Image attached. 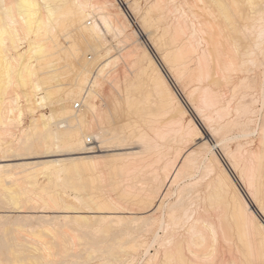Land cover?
I'll use <instances>...</instances> for the list:
<instances>
[{
  "label": "bare ground",
  "instance_id": "6f19581e",
  "mask_svg": "<svg viewBox=\"0 0 264 264\" xmlns=\"http://www.w3.org/2000/svg\"><path fill=\"white\" fill-rule=\"evenodd\" d=\"M132 1H134V0H132ZM174 1H176V0H153L151 5H148L149 7H146V10L144 11V13H142L143 18L140 21L142 29L146 27V23L148 24V21L146 22V20H147V18H149V15L152 16V14L155 15V18H156L155 21L158 23V24L155 23V26L156 25L157 26L158 25H164L162 32L160 31L161 34L158 33V30H157L158 34L155 35L156 29H157L156 27H155L156 28L155 31H151L148 33V35H149L148 39L151 40L152 47L154 48V51L157 55V57L155 58L150 53V51H148V49H146L139 42L138 39H136V40L132 39L133 36H137V32L135 30H133L130 34H128L127 29L130 28L129 20H128L127 16L125 15V13L120 9L119 5H116L114 3L115 0H0V2L3 6V10L5 12L4 13L5 14L4 20L0 24V41H6V43H2V46H0V70L4 73V75L8 76V77L6 76V78H8V80L11 84L13 83L12 85L14 87H16V90H17V91H15V93L12 96L9 95L10 96L9 98L5 96V98L9 99V101H8V99H6V102L4 100L3 101L1 100V102H3V103L5 102L4 103L5 106L6 105L8 106V104H6V103L9 102L8 108L11 106L9 108L10 112L9 113L7 112L9 109L6 111V114L8 113L9 116L6 117L5 119L6 120L8 119L9 122H10V120L11 121L15 120L13 123H14V125H16V124L17 125L12 126V124H13L12 122L9 123L6 120H4L2 117L1 121L4 120L5 122H7V125L9 123V126H8L9 128L7 126L6 127L4 126L6 124L4 121L1 122V123H3L2 124L3 126L0 125V129L3 132L0 130V132L2 134V135L0 134V151H1L0 153H7V151L10 148H11L10 151L12 149H15L13 152H16L18 154L15 155L16 159H13V160L16 161V160H22L25 158L28 159L29 156L25 157V158L22 157V156H25L23 152L25 151L27 153V151L33 147L36 150H38V154L35 155L36 157H34L33 156L34 154H32V156L34 158L48 157L49 154L48 155H46V153L39 154L40 153L39 150H43L44 152L45 151L49 152V150L52 147L51 146L52 143L56 144L55 145L56 147H58L59 145L61 146V147H58L57 149L62 148V145H64L63 146V149L65 148L64 150H71L72 151L71 155H73L74 153H75L74 155H77V154H83V153L88 154L89 152H91L92 149L95 148V147H91V145L94 143H96V145H97L96 147H98V149L101 148V146L103 147V145L105 146V144H107L109 141H112V142L116 141V143H118V142L124 143V142H128V141H132V142L147 141L151 145L152 144L151 140L156 139L161 144L162 143L166 144V143H168V141H170V136L176 137V135H179L178 139L180 141V140H183L185 137H188L187 134H189V133H191V134L194 133L195 135H199L200 129L197 126V124L194 122V120L188 116L187 107L182 102V100L179 98L177 91L175 90V86H176V88L178 87L179 91L183 92L188 99H190L192 97H195L197 99V101H195V102H198V106L193 104L192 99L190 100L191 101L190 103H191V105H194V107H192V111L195 113H199L198 114L199 116H200V114H202V113H200L201 111H199L201 109V108L199 109V103H201L200 105H202L204 107L203 110L206 109V111L211 110L213 112V113L211 112V114L209 116H212L215 114V115H217L218 118H220L219 119L220 121L223 117H225V118L229 117L230 118V115L227 116V114L225 112V110L227 109L228 106L226 108H224V106H222V101H221L222 99H220V97L225 92H223V94L220 96L219 93L221 90L219 91L218 89H219V87H224L227 90H228V88L230 89L232 87H234L233 89H235L237 86H239V84H241L242 82L244 83V81L247 77V76H245V74H246L245 72H248L247 71L248 70L247 65L249 64V61H250L249 57L251 55L249 52L250 47L248 49L249 45L247 46L246 42L244 41L247 37L245 36V39L243 38V41L245 42L244 44H242V43L236 44V42L238 43V41L235 40L236 42H234V43L237 46L236 45L234 46L233 43H229V44L223 43V42H227V41H223L224 39L223 40L221 39V35H223V34H220L221 32L220 33H216V31L214 32L211 29V25H210L211 23L208 24L207 22L204 21L207 18H205L202 21L199 20V23H197V25H199V26H196L198 29L195 27L196 30H193L192 28H194V27L192 26V28H191L192 31H190V30H188V25L189 24L193 25V23L188 24L186 21V18L184 19L183 17L182 18L180 17L181 13H180L179 17L177 16V18L172 17L173 20L166 19L168 17L171 18V16H172V15L171 16H168V15L171 14L170 12L172 11V8L175 6V5H173ZM182 1H183V3L180 2L181 4H184V2L188 4L189 2H193L194 0L193 1L192 0L191 1L182 0ZM196 1L197 0H195V2ZM198 1L196 3H198ZM219 1H221V3H222V0H219ZM231 1L235 2V0H231ZM262 1L263 0H261L260 2L262 3ZM149 2H151V0ZM133 4H135V3L133 2L132 5ZM189 4L191 5V3H189ZM224 4H223V8H224ZM227 4H228V1H227ZM14 5L17 8V10H14V8H13ZM132 5L130 4V8L134 12V14H138L139 9H138L137 5L135 7H137L136 9H138V11L134 7H132ZM179 5L177 7L178 9H179ZM190 5L184 4L183 6L186 7V6H190ZM195 5L196 4H192L191 7L192 6L194 7ZM196 6L194 7L195 9L192 7V9H194L195 12L197 11ZM262 6L264 8V2H263ZM229 8H230V6H229ZM173 9H175V8H173ZM189 9H190V13H191V8H189ZM227 9L228 8L225 7L224 10H227ZM224 10H223V12H226ZM176 11H177V9L174 12H176ZM181 11L183 12V10H181ZM235 11H237V10H235ZM15 12H16V14H14ZM195 12L193 13L194 16L199 15V17H200V14H197V13H199V11L196 13ZM261 12H262V10H261ZM261 12H259L260 15L262 14ZM176 13L178 14L179 12H176ZM176 13H174V14H176ZM185 13H186V10H185ZM226 15H228L227 17L231 18V16H229L230 15L229 13ZM231 15H232V13H231ZM184 16H185V14H184ZM190 16H193V15H190ZM140 17H142V16H140ZM199 17L198 18L194 17V18L198 20L202 16L200 18ZM227 17H226V19H227ZM234 17H235V15H234ZM90 18L93 19V21H92L93 25L92 26H91L92 23H89L90 25L87 24V21ZM153 18L150 17L149 19L150 20L152 19V22H153ZM230 18H228V19L230 20ZM246 18L248 19V16ZM195 19H193V20H195ZM243 19H244L243 21H246L245 18H243ZM259 19H260L259 22H262V21L264 22V15L261 16ZM150 20H149V22H150ZM166 20H171V21L170 22L167 21V23L162 24V22H166ZM230 21H233V18H231ZM144 22H146V23H144ZM153 23L152 24L150 23V27L148 29L147 28H145V29H147V31H148L151 28V25L152 26L154 25ZM233 23H234V21H233ZM243 23H245V22H243ZM234 25H237V24L236 23L233 24V28L235 29L236 27ZM261 25L264 26L263 24H261ZM252 26H254V25H252ZM262 26H260L259 28L257 26V30L260 29V31L258 30L259 32H257L258 34L264 33L261 31ZM212 27L214 29V27H217V25L213 26V24H212ZM230 27H232V24L230 25ZM218 28L219 27H217V29ZM233 28H232V30H233ZM103 30H104V32H103ZM150 30H153V27ZM196 32L199 33V37L196 36L197 35ZM99 33L100 34L102 33V35H100ZM238 35H239V33H238ZM243 35H246V34H243ZM60 36L65 40L64 45L59 40ZM256 36L258 37V35H256ZM261 36H263V34ZM114 37H118V39H120L119 43H121V44L123 43V46L125 47L124 51L121 52V56H120L121 59L127 60L129 62V64H131V66L133 67V69L135 71V74H134V72L133 73L131 72L132 74L135 75L134 83L131 81H130V83H127L125 90H123L124 94H121V96L123 95L122 97H118V96L115 97V94L113 95V92H115V91L112 92V89L114 90L116 86L118 87V85H120V83L119 84L116 83V85L114 83L113 85L110 86V84H112V82H111V80L109 82V79L107 78L109 75L103 76V77H105V79L107 78L106 80H108V83L101 76L102 74L106 75L105 71H107V69L115 61L113 59V62H112V60L109 59V56L110 57L112 56L111 52H112L113 47L110 44H106V43H109V40H107V38L112 39ZM241 37L242 36H240L239 38H241ZM258 39H260V37H258ZM258 39L256 41H258ZM261 39H262V37H261ZM261 39H260V41H261ZM130 41H132V42H130ZM82 42L87 44V46L89 47V50L91 49L92 58L88 59L87 57H81L79 59V61L77 62L74 60L73 56H75V58H76V56H77V58H78V56H80V52H79L80 50L77 52L78 48L76 49V47L78 46L77 43L81 44V46H82V44H83ZM258 43H261V42H258ZM261 44L263 45V43H261ZM23 45H25V46H23ZM241 45L243 46L242 49H241ZM258 45L261 47L260 44H258ZM83 46H85V45H83ZM259 46H256L257 49L259 48ZM101 49H103L104 55L101 54V51H102ZM87 51H86V53H87ZM77 53H78V55H77ZM260 53L262 54V57L264 58V45L261 47ZM83 56H85V55H83ZM115 58H117V57H115ZM101 61H103L105 63L103 65H101V67H100V64H102ZM123 62H124V60H123ZM250 63H252V62H250ZM125 66H126V64H125ZM121 68H123V66ZM133 69H131V70H133ZM109 72H108V74H109ZM117 72L119 73V71H117ZM117 72L115 74H118ZM115 76H117V75H115ZM125 76H126V74H125ZM125 76L123 77L124 79H125ZM1 77H2V75H1ZM119 77L120 76H118V78ZM113 78H114V76H113ZM131 78H133V77H131ZM126 80H128V79H125V81ZM131 80H133V79H131ZM114 82H115V80H114ZM121 83H123V82H121ZM104 84H105V86H104L105 88L102 91L101 85H104ZM242 86H243V84L240 87H242ZM132 87H136L138 93H140L139 97H137V95L136 96L131 95L130 90ZM136 89H134V90H136ZM237 90H239V89H237ZM116 91H117V89H116ZM132 91H133V89H132ZM224 91H226V90H224ZM231 92H233V90ZM9 93H11V92H9ZM234 93H232V94H234ZM245 93H243V94H245ZM6 94L8 96V93H6ZM118 94H120V93L118 92ZM134 94H136V92ZM232 94H231V96H232ZM225 95H227V93ZM228 95H229V93H228ZM247 95H245L243 102L240 101L241 104H239L238 108H236L237 110L236 109L234 110V111H237L238 115L236 118H234V119L232 118V120L224 122L223 124H220L219 126H217L218 122H216L219 120H216L215 122L217 123V125H216L217 127H214V125L213 126L210 125L211 123L210 124L206 123V122L209 123V121H206V120L209 118H212V117L208 118V115H207V119H205V116H202L201 121H202V124L205 125L204 127L207 130L208 136L215 138V137H217L216 135L219 132L221 133L224 130H226V132H227V131H229V129H231V128L233 129L234 128L233 126H235L236 124H238L240 126V122H243L245 119L244 117H248L247 114L252 115L253 113L256 112L255 110H253V108L251 109V107H250V105L252 104V101L250 99L251 96H249V95L247 96ZM97 96L102 97V99L104 101L103 105L101 104L98 106L96 104L95 100H96ZM242 96H244V95H242ZM242 96H241V99H242ZM149 98H151V100ZM195 98H193V100H195ZM224 98H226V96H224ZM238 98L240 99V97H238ZM0 99H1V97H0ZM149 100L151 102H153L152 107H151V105H148V103H150V102H148ZM234 100H235V98H234ZM79 101L81 104H83V109L81 107V110L75 111L74 107L79 108V104H76L77 102L79 103ZM229 101H231V100H229ZM20 102L22 103L21 105H20ZM227 102H228V100H227ZM237 103H238V101H237ZM75 104H76V106L78 105V107H76ZM2 107H4V105ZM4 108L6 109V107H4ZM230 108H229V110H230ZM43 109H48L49 114L47 115L46 113L40 111ZM231 110H232V108H231ZM15 112H17V113H15ZM228 112L230 113V111H228ZM10 113H13L12 116L14 114H17V116L15 115L14 116L15 118L9 120L10 115H11ZM25 113H27L30 116L29 125L27 126V128H24L25 130L24 129L22 130V132L20 133V137L17 138L18 140L16 142L13 140L14 136H15L14 132L18 131L17 129L20 127L19 125L21 124L19 120L22 116H24L23 114H25ZM206 114H207V112H206ZM223 115H225V116H223ZM231 117H232V115H231ZM122 118H123V120H121V122L118 123L117 121L119 119H122ZM250 119L251 118H249L248 121L245 119L244 122L245 123H252V122H250ZM16 121H18V123L15 124ZM212 122H214V121H212ZM136 124L143 125V129H142V127H141V129H138V127H136ZM238 125L236 126V128H238ZM245 126L250 127L249 124L245 125ZM2 127H3V129H2ZM4 127H5V129H4ZM139 128H140V126H139ZM243 128H244V125L242 127V130H244ZM15 129H16V131H14ZM232 129H231V131L234 130V129L233 130ZM126 130H128L129 132H127ZM238 130H240V127ZM249 130H247V132ZM244 132L246 133V135L249 134L246 131H244ZM3 133L5 134L4 136H3ZM258 133L260 134L259 142L257 143L258 146L255 148V150L249 151L247 153V155H245V154L242 155L237 151L234 153H230V152L226 153L228 160L225 162V166L221 163L222 161H220L219 156L216 154V152H211V149L213 150L214 148L218 147L217 144L214 142L213 144L209 145L208 142L200 136H197L195 140L188 141L187 145L184 143L186 145L185 146L186 148L185 149L183 148L184 151H182L179 154L177 153L178 155H176L173 162L168 161V162L164 163V165H162V168L158 169V170H161L160 172L154 171V173H153L152 168L150 166L151 162H149L148 164L146 163L148 158L146 159V162H145V158H142V157L133 158V159L131 158V160H130V158H127L125 156V159L127 158V160H125V161L123 160V162H122V159L120 160V156H119V157H117V159H118V161L120 160L121 163L118 164V166H116L117 170L116 169L115 170H116V176L118 174V176L121 180L118 179V182H119L118 187H117L118 182L116 180H114V182H112V183H114V184L116 182L117 183L115 185L110 183L111 186L109 184V187L115 188V191H117L120 186L123 189L120 188L121 189L120 190V192H121L120 196H117L119 190L117 192V195L114 194V196H116L115 198L113 196H111V194L106 196L107 197V198L105 197L106 202H109L112 205V207L114 206L113 208L118 209V206L120 205V203L122 201H124L125 198H127L126 195H128V197H130V195H131V197H132L131 199L127 198L128 201L127 202L124 201L125 205L127 206V203H129L132 206H137L140 210H143L142 212L139 211V214L141 213L143 215H142V217L140 215V218L138 220L139 221L141 220L143 222V226H142L143 228L141 227L142 230H141V228H140V230L141 231L144 230V233H142V234H145V231H149L150 228L152 226L156 225V223L158 222V218L157 217L155 218L154 215L156 212H159V210L161 211L162 201H163V199L167 198L166 196H168V194H169L168 193L169 189H167L168 188L167 185L168 184L171 185V184L177 182L179 177H180V179L182 178L181 176L187 177V178L189 177V179L192 178L194 176L193 173H194L196 167H198V164L196 166V163H195L196 159L197 158H200V159L203 158V157H201L202 154L201 153L199 154V151L203 150V148H205V147H208L210 149V153L212 154V157H211L212 162L217 167L218 175L214 174L216 176L215 178H213V175H212L211 178H213V179H211L210 182H209L210 179L209 180L207 179L209 182V184L207 186V189L209 187V190H207V191H209V192L208 193L206 192L208 194V195L206 194L207 195V202H208L206 209L202 210L201 212L199 211L198 217L193 218L191 216V218L189 217L187 220L185 219V221H184V222H187L190 219L192 220V222L189 225V228H187L188 229L187 230L188 235H187L186 231H184V232H186V235L189 238H191V236L192 237L198 236L199 242L196 243V241H195V243H193L191 241L192 238L191 239H189V238L188 239H179L178 234L176 235L178 237L177 239L176 238L173 239V238L169 237V240H168L169 242L166 241V242H168V246L164 247V249H162L163 251H161L163 254V257H165L164 259L162 258V260H161L162 264L163 263L165 264V261H166V263L171 264V261H174V260L176 261V264H190V262H192V261H194L195 264H252V260L255 259L254 258L255 250H256V254H259L261 257H263L262 259L264 260V228L261 227V224H264V222H263L264 221V208H261L258 199H254V197L255 198L264 197V146H262V135H264V126L262 128H260V131ZM222 135L219 137L223 138ZM192 136H193V134H192ZM173 142H175V141H173ZM148 143H145L146 147H147L146 144H148ZM89 144H90V146H88ZM156 144H154V145H156ZM150 145H148V146L152 148V146H150ZM251 145H253V144H251ZM221 147L223 148V146H221ZM6 148H8V149H6ZM224 148L228 149L229 147L224 146ZM241 148L243 149V145ZM241 148H240V150H241ZM144 149H142V150L144 151ZM178 149H176V150H178ZM237 149H238V147L236 148V150ZM148 151H150V150H148ZM169 151H171V148ZM144 152H145V154L147 153L146 151H144ZM55 153H56V151H55ZM242 153H244V152H242ZM126 154L129 155L131 153H126ZM145 154H143L142 156L144 157ZM198 155H200V156L198 157ZM204 155H206L205 152H204ZM135 156L136 155H134V157ZM152 156L155 157V155H152ZM209 156H211V155H209ZM5 157H4V159H7L8 156H5ZM13 157H11V159ZM33 157H31V158H33ZM148 157H149V159H151L150 158L151 156H148ZM2 158L0 157L1 162L4 160ZM93 158H95V157H93ZM122 158H124V156ZM154 159H156V158H154ZM163 159H164V157H163ZM207 159H209V158H207ZM41 160H43V159H41ZM38 161L39 162H37L36 160L34 161V162H37L36 166H35V163L33 161L32 162L30 161L31 163L28 161L29 163L22 164L21 166L34 164V166L36 168H38L39 167L38 163H40V160L38 159ZM83 161H85V157L83 156L82 158H79V156H78L76 158L73 157L71 159H69V158L64 159V160L60 159V160H56V161H55V159H54V161H53V159H52V161H51V159H49V160L46 159L45 161H42L40 164H42L43 167L42 166L41 167L45 170L44 173L47 172L49 177L51 176L53 178L60 179L61 175L62 176L67 175L68 179H65L64 183L61 184V186L65 189L69 188V187L72 188L73 189L72 191H75V194L73 197L74 199H72V200H75V202L77 201L76 203L79 202L78 204H80L81 207L83 206V208H86L85 209L86 211L88 209L89 210L88 213L95 214V215L96 214H103L100 216H94L93 220L95 218V220L99 223V226H94V228L98 227L95 230L97 235H99L100 233L102 234L103 232L105 234V232H107V229L110 230L111 228H107L108 226H106L104 223H106L108 220H112L113 222L119 221L120 217L118 215V217L115 216V218L114 217L109 218V217L104 216V214H108V215L109 214H116V213H118V210L116 212H114V211L111 212L110 211L111 207H108L109 203L108 204L106 203V205H108L107 207L104 206V204H103V201L105 200L104 198H103L104 200H102V199L99 200V198H100L99 196H97L99 198H97L96 196H95V198H93L94 195L90 196L89 195L90 192L88 194L83 193L85 189H83V187L81 185L80 186L82 187L83 190L80 187L78 188L74 185L75 182L80 183L82 181L81 180L79 182V176L78 175H77L78 176L77 179H74V177H73V174L80 173V171H81V169H79L76 166L77 164L76 165H74V164L80 163ZM90 161H91V159H90ZM94 162H97V161H93V163H92L93 166H94ZM196 162L199 163L198 159ZM205 162H206V160H205ZM20 163H24V162H20ZM54 163H57V165L58 164H61V165L56 167L54 165ZM143 163L144 164L146 163L147 166L149 165V167L151 168V171L153 173V174L151 173V175H154L155 179H159L160 185H158V188L156 189L155 187H153L152 183L151 184L147 183L145 185V187L143 185L144 188L141 189L139 192H137L138 189H137V191L134 189L136 191V192H134V191H132L133 190L132 188L130 189L129 187H127L128 189H130V190H128L127 188H125V186H128L130 181L132 182L131 178L135 179V176H133V174L135 172H138V170H140L141 168L144 167V166H142V165H144ZM92 164H91V166H92ZM146 164H145V166H146ZM16 165L19 166V163H17ZM82 165H84V164H82ZM96 165H98V164L96 163ZM169 165H171V166H169ZM204 165H206V163ZM34 166L32 165V167H29V169L33 168V170H35L36 168L34 169ZM84 166L82 167L83 169H85ZM200 166H201V164H200ZM208 166H210V165H208ZM9 167H10V165H8V164L7 165L6 164L0 165V170H2V171H3V169L6 170ZM216 167H214V168H216ZM25 168H26V166H25ZM157 168H159V167H157ZM26 169H28V167ZM43 169H41L42 172H43ZM87 169H86V171H87ZM97 169H96V171H97ZM146 169H149V168H146ZM23 170L25 171V169H23ZM145 170H140V171L141 172L143 171V173H146ZM200 170L202 171V169H200ZM30 171L28 173H25L26 175L24 174L22 176L26 177L27 180H30L29 182L27 181V183L30 185V188H31V186L36 187L35 179L37 178L36 177L37 174L35 175L36 172L33 173L34 171L32 173H30ZM35 171L38 172L39 170L36 169ZM118 171H119V173H118ZM149 171H150V169H149ZM149 171L147 170V172H149ZM206 171L208 172L207 168H206L205 172ZM98 172H99V170H98ZM209 172H210V170H209ZM140 173H139L140 176L143 175ZM203 174H206V173H202V175ZM80 175H82V174H80ZM202 175L200 177L203 179ZM114 176L112 175V177H114ZM102 177L103 176H101V178ZM117 177H116V179H117ZM2 178L0 177V185L2 186V188L5 189L2 193L6 192L7 195L6 194L5 195L7 196L8 200L11 202V206H12V204L14 205V208H15V206H16V208H18L20 203L25 204L26 205L25 208L28 207L27 206L28 203H30V204L32 203V205L34 202H35L34 204H37V205L40 203L41 205H38V206H40V208L43 205V206H45L46 209L47 208H50L51 210L53 209L52 213H54L55 215H56V213H59L61 215V217L59 215H58V217L62 218V220L64 221L62 224H67V222L72 223V221H73V222H79L81 227L85 226V225H87L85 227L89 226L90 223L87 224V222L89 221L87 219V217L81 216V214L83 212H81L80 210L82 208L81 207L78 208L77 206H76L77 208H75L74 207L75 205L72 204L73 205L72 206L70 203H67L64 200V198L59 196L60 194L57 195L54 192H50L52 189L51 190L49 189V191H48V188H46V191H45V190H42L45 187H43L41 189L39 188L40 189L39 193H41V190H42V192H45V194L43 193V195H41V194L32 195L33 194L32 190L29 189L30 191L29 190L27 191V190L22 189L23 187L22 188L19 187L21 189V192L13 193L14 189L11 190V189L5 188V183L4 184L2 183ZM26 178H24V180H26ZM89 178H91V177H89ZM19 179L21 180V177L18 178V180ZM56 179H54V180L56 181ZM82 179H84L83 176H82ZM3 180H4V178H3ZM92 180H93V178H92ZM92 180H89V181H92ZM126 180H128V181L130 180L129 183ZM199 180H200V178H199ZM61 181H62V179H61ZM61 181L58 182V180H57V183L60 184ZM120 181H122V182L120 183ZM125 181L128 184L125 185V183H124ZM159 181H157L158 184H159ZM85 182H87V181H85ZM92 183H93V181H92ZM134 183H137V182H135V180H134ZM189 183H190L189 186H192L196 182H193V183L189 182ZM201 183H203V182H201ZM204 183H205V181H204ZM28 184H27V186H29ZM59 184H57V185L59 186ZM112 185H114V186H112ZM155 185H156V183H155ZM173 185H176V184H173ZM184 186H186V185H184ZM241 186L245 187L244 189H246V192L243 191V188ZM46 187H48V186H46ZM192 187H194V186H192ZM2 188H1V191H2ZM204 188H206V187H204ZM184 189H185V187H184ZM190 189H187V190L189 191ZM200 190H201V188H200ZM183 191H185V190H183ZM5 195H3V196H5ZM121 195H124L125 198L123 199L122 198L123 196H121ZM68 196H70V194H68ZM203 196H205V195H203ZM127 199H125V200H127ZM178 199H179V197H178ZM202 199H204V198H202ZM97 200H99L100 202L102 200V202L99 203V202H97ZM189 201H191V200H189ZM251 201H252L254 207L258 210L259 214L262 215V220H261V218H259V216H258L259 214L257 215L255 213V211L253 210V208L250 206ZM8 203L9 202H7V204ZM92 203L95 204V206ZM97 203H99V205ZM204 203H205V201H204ZM204 203H202V204L204 205ZM90 204H92V206ZM32 205H30V207ZM125 205L122 206L121 210H128V209L132 210V208H128ZM203 205H202V207H203ZM34 206L36 207V205H34ZM38 206H37V208H39ZM22 207L23 206H21V208ZM200 208H201V206H200ZM44 209L42 208V211H41L42 214L44 213L43 212ZM106 209H108L109 211H107ZM245 209H247L248 211L246 212ZM111 210H113V209H111ZM178 210L179 211L176 210L175 205H171L167 208V210H165L166 211V215H165L166 218L164 220L159 219V220H161V222H159V224L161 226H163V228L165 230L167 229V227L170 224H173V225L177 224L178 225L177 222H179V225H180V222L186 216V213L188 214V212H189V211L187 212L184 210L180 211L181 209H178ZM35 211H40V210H35ZM86 211H84V212L86 213ZM119 211H120V208H119ZM20 213H22L21 210H20ZM120 213H122V211H120ZM126 213L132 215V212L131 213L126 212ZM210 213H213L214 214L213 216H216V218H215L216 223H214V221L213 222L211 221L213 218H211V220H210V216H211ZM42 214H40V215H42ZM70 215H72V216H70ZM42 217H43V222H45L44 218L46 220L47 217L46 216L44 217V214L42 215ZM42 217L39 216V218H42ZM25 218L27 219V217H24V219ZM53 218H55V217H53ZM29 219H31V218H29ZM52 219L50 218L49 221L48 220L47 221L48 222L54 221ZM89 219H91V221H93L92 218H89ZM132 219H134V218L132 217L130 220H132ZM135 219H136V217H135ZM56 220H57V216H56ZM121 220H122V218H121ZM41 221H42V219H41ZM139 221H138V223H139ZM109 222H111V221H109ZM133 223L136 224V222H133ZM184 224L187 225L188 223L187 224L184 223ZM39 225H40V222H39ZM48 225H49V223H48ZM91 225L88 228H90V227L93 228ZM132 226H135V225H132ZM76 227L77 226H75V228ZM23 228H25V227H23ZM88 228H87V230H89ZM22 229L20 231L18 229L17 231L22 233L23 232ZM49 229L47 230V228H45L46 231L51 232V229L50 230ZM77 229H79V227ZM84 229L86 230V228H84ZM84 229H82L81 233L83 232ZM112 229L110 230L112 232V234H113V232L114 233L120 232V231H114V229L113 230ZM125 229H127V228H125ZM125 229H124V231H125ZM128 229L126 230L125 233L120 232L123 236L128 237V238H126V237L124 238V240L128 239L127 241L125 240L126 243L123 242L124 240H123V238H121V236L120 237L114 236L115 234L113 235V238L119 237L117 239H120V240L122 239L123 240L122 243H121V241L118 242L119 240L118 241H116L115 239L113 240V238L112 239L110 238L111 240L108 239L109 243H107L106 240L102 241L103 239H106V238L102 237V236H106V234L105 235L102 234V236H101V234L99 235V236H101V238H103L101 240L102 242H99L100 240L98 241V239L97 240L95 239V237L97 238V235L94 234L95 233L94 231H90V232L85 231L86 234L84 232H83V234L85 235V238L88 240L87 243H89L90 245L100 246L106 242L103 246H106L109 249V251H111L113 253L115 258L121 261V264H129V263L133 264L132 262L134 261L135 258H137L136 255H137V252L139 251V248L144 247V245H140V244H144V243L139 244V242L136 239L138 237L131 235V233H133L135 229L132 232H131V230H132L131 228H130V230H128ZM28 230L26 231V233L28 232ZM55 230H53V231H55L56 233H58V232L63 233V231H61V230L58 231L59 229H55ZM62 230H64V229H62ZM117 230H120V229H117ZM17 231H15V232H17ZM68 231H69V229H68ZM69 232H71V230ZM79 232H80V230H79ZM91 232H92V234L95 235V237H93V235L90 234ZM169 233L170 232H168L167 235ZM171 233H172V231H171ZM176 233H178V232H176ZM23 234H24V232H23ZM35 234H36V232H35ZM47 234H49V233H47ZM63 234H65V233H63ZM142 234L140 233V235H142ZM146 234H147V232H146ZM51 235H52V233H51ZM65 235H68V234L66 233ZM130 235L132 238L134 237L131 240L129 239ZM171 235H173V234H171ZM75 236H76V233H75ZM75 236H73V237H75ZM176 236H174V237H176ZM29 237H27V238H29ZM82 237L84 240L83 235H82ZM106 237L108 238L110 236H106ZM232 237H235L238 242L235 241L236 243H234L233 242L234 239ZM25 238H26V236H25ZM183 238H185V236ZM34 240H35V238H34ZM76 240L77 239H75V241ZM79 240H80V237H79ZM196 240H197V238H196ZM73 241H74V239L72 238V242ZM96 241L99 243H97ZM26 242H27V239H26ZM26 242H24V243H26ZM28 242H31V244L29 243L30 245H32L34 243L33 240L28 241ZM28 242H27V244H28ZM37 242L38 241H36V243ZM78 242H80V241H78ZM36 243L33 244L34 246L32 245L33 249H34V251H36V253L32 254L31 256H28V257L25 256L26 254H23L25 257H23L22 255L21 256L18 255V253H20V252H18V253L14 252V249H13L14 247L12 248V246L4 243V244L10 246L11 248L6 247V249L4 248L3 252L0 250V262H4V264H6V262H9V261L11 262V264H63L64 261L69 260V259H67L68 256H70L71 254H74V253H71V254L68 253V252H71V251L67 252L68 246H66V247L62 246L61 243H58V241H57L58 244L52 243L53 247L55 246V250L50 249V247H49L50 243L49 244L47 243L48 247H47V244H43V242L42 243L38 242L39 245ZM74 243L75 242H73V244ZM81 244H82V242H81ZM85 244L83 245V247L84 246L86 247ZM67 245H68V243H67ZM160 245H161V243H160ZM73 246L75 247V244ZM185 246L190 247L189 251L192 250L193 248H195V250H196L198 247L199 255H198L197 251H194V249H193V251H191V252H194L193 254H197L199 256V257H194V258H197V260L196 259L194 260L192 257L191 258L193 260H189L191 258H189L188 260L185 259L184 254H183V253H185V252H183L184 251L183 249L184 248L186 249ZM83 247H81V249ZM85 247H84V249H85ZM146 247H147V245H146ZM76 248L77 247H75L74 250H76ZM148 248H149V245H148ZM68 250H70V249H68ZM144 251L147 252L148 249L145 248ZM32 253H33V251H32ZM76 253H75V256L77 257V259H79V258L82 259L85 255H87L86 252H83V254L85 253V255L83 257H78L77 255L79 254V252L77 255H76ZM20 254H22V253H20ZM157 254H155V255H157ZM81 255H82V250H81ZM154 257L156 259L155 261L153 260L154 262L151 261L152 258H149L145 264H156L155 262L158 261L157 260L158 255L154 256ZM255 257H258V256L256 255ZM58 258H60V260L64 259V261L61 262L59 260V262H57ZM68 258H71V257H68ZM72 258H73V256H72ZM127 258L129 259L128 262L125 261V260H127ZM65 259H67V260H65ZM95 259L99 260V259H101V257L96 256ZM256 259H259V257ZM163 260H165V261L163 262ZM261 260H259V261L261 262ZM76 262H72V264H76ZM158 262H157V264H158ZM254 263H255V261H254ZM64 264H65V262H64ZM172 264H175V262H172Z\"/></svg>",
  "mask_w": 264,
  "mask_h": 264
},
{
  "label": "rangeland",
  "instance_id": "374dc122",
  "mask_svg": "<svg viewBox=\"0 0 264 264\" xmlns=\"http://www.w3.org/2000/svg\"><path fill=\"white\" fill-rule=\"evenodd\" d=\"M150 0H134V1H132V0H115V4L116 5H119V7H120V9L125 13V15L127 16V18H128V20H129V26H130V28H128L127 29V31H128V34H130L133 30H135L136 32H137V36H133V40H136V39H138L139 40V42L146 48V49H148V51H150V53L156 58L157 57V55H156V53H155V51H154V48L152 47V42H151V40L150 39H148L149 37V35H148V33L149 32H151V31H155V29H156V33H155V35H157L158 33H160L161 34V32H162V30H163V26L164 25H156L155 26V23L156 24H158L155 20H156V18H155V15L154 14H152V16H150L149 15V18L151 17V18H153V22H152V19L150 20L149 18H147V20H146V22L148 21V24L146 23V22H144V23H146V27L145 28H149L150 27V23L152 24H154L153 26L151 25V28L150 29H152V27H153V30H148L147 31V29H145V28H143L142 29V26H141V23H140V21L142 20V18H143V14L142 13H144V11L146 10V7H149L148 5H151V3L153 2V0H151V2H149ZM188 1H191V0H188ZM193 1V0H192ZM198 1V0H197ZM196 1V2H197ZM218 1V2H217ZM226 1V2H225ZM227 1H228V4H227ZM261 0H235V2L234 1H231V0H222V3L224 4V8H223V4L221 3V1H219V0H199L198 1V3H196L195 2V0L193 1V2H189V3H191V5L192 4H198L197 6H196V12H198L199 11V13H197V14H200V17L202 18H200L199 17V15H197V16H194V12H195V6L193 7L194 9H192V7H191V5L188 3H185L184 2V4L185 5H190V6H186V7H184L183 5L184 4H181V3H183V1L182 0H176V1H174V4L173 5H175L173 8H175V9H173L172 8V11L170 12L171 14H169L168 16H171V18L170 17H168V18H166V19H171V20H173V18H177V16L179 17L180 16V13H181V18L183 17L184 19L186 18V21H187V23L189 24V23H193V25L192 24H189L188 25V30H190V31H192V29L193 30H196V26H199V25H197V23H199V20L200 21H202V20H204L205 18H207L206 20H204L205 22H207L208 24L209 23H211L210 25H211V29L215 32L216 31V33H220V34H223V35H221V39L223 40V41H227V42H223V43H233V45L235 46L236 44H244L245 42H246V44H247V46H248V49H249V47H250V50H249V52H250V57H249V64L247 65L248 67V72H245L244 74H245V76H247L246 77V79H245V81H244V83L242 82L241 84H239V86H237L236 88L237 89H239V90H237L236 88V90L235 89H233L234 87H232V88H228V90L230 91H228L226 88H224V87H219V91H220V96L223 94V92H225L221 97H220V99H222L221 101H222V106H224V108H226L227 106V109L225 110V112H226V114H227V116L228 115H230V118L229 117H223L222 119H221V121L219 120L220 118H218L217 117V115H212V116H209L210 114H211V110H207L206 111V109L205 110H203V106L202 105H200L201 103H199V111H201L200 113H202V114H200V116L198 115L199 113H195V112H193L192 111V107H194V105H196V106H198V102H195V101H197V99L195 98V97H192V98H190V99H188L187 97H186V95L183 93V92H181V91H179V89H178V87L176 88V86H175V90L177 91V94H178V96H179V98L182 100V102L185 104V106L187 107V110H188V116L190 117V118H192L193 120H194V122L197 124V126L199 127V129H200V134L199 135H195L194 133H192L193 134V136H192V134L191 133H189V134H187V136L188 137H185L183 140H180L179 141V135H176V137L175 136H170V141H168V143H160L159 141H157L156 139L155 140H151V142H152V144L150 145L147 141H141V142H132V141H128V142H124V143H116V141H109L107 144H105V146L103 145V147L101 146V148H99L98 149V147H96L97 145H96V143H94V144H92L91 145V147H95L94 149H92V151L91 152H89L88 154H86V153H83V154H77V155H71V153H72V151L71 150H64L63 149V146L64 145H62V148H59V149H57L58 147H61L60 145L58 146V147H56L55 145L56 144H54V143H52L51 144V149L49 150V152L47 151H43V150H39V154H42V153H46V155H48V157H42V158H34V157H36L35 155L36 154H38V150H36L34 147L33 148H30L28 151H27V153L24 151L23 153H24V155L25 156H22V157H28V159L27 158H25V159H22V160H13V159H16L15 158V155L16 154H18V153H16V152H13L15 149H12L11 151H10V149L7 151V153H0L1 155H0V157L2 158L3 156L5 157V156H10L9 158L7 157V159H4V157L2 158V159H4L2 162H1V160H0V165H10V167L9 168H7L6 170L5 169H3V171L2 170H0V177L2 178H4V180H3V178H2V183L4 184L5 183V188H8V189H11V190H13L14 189V191H13V193H18V192H21V189L20 188H22V189H24V190H32V192H33V194L32 195H36V194H41V195H43V193L45 194V192H42V190H45L46 191V188H48V191H49V189L51 190L50 192H54V193H56L57 195H59V196H61L62 198H64V200L67 202V203H70L71 205L73 204V205H75L74 207L75 208H80L81 206H80V204H78V203H76L75 202V200H72V199H74L73 197H74V194H75V191H72L73 189L72 188H63L62 186H61V184H63L64 183V181H65V179H68V177H67V175L66 176H62L61 175V177H60V179H56V178H53V177H49V175H48V173L46 172V173H44L45 172V170L42 168L43 166H42V164H40L42 161H45L46 159L47 160H49V159H51V161H52V159H53V161H54V159H55V161L56 160H64V159H71V158H76V157H78L79 156V158H82L83 156L85 157V161H83V162H80V163H75L74 165H76L79 169H81V171H80V173H76V174H73V177H74V179H77L78 178V176H79V182L80 183H74V185L76 186V187H80L81 189H82V187H83V189H85L84 190V192L83 193H85V194H88L89 192V195L90 196H92V195H94L93 196V198H95V196L97 197V196H99V197H97V198H99V200L100 199H102V200H104L103 201V204H104V206L105 207H107L108 205V207H111V209H113V210H111L110 209V211L111 212H116L117 210H118V213H116V214H104V216H106V217H114L115 218V216L116 217H118V215H119V217H120V220L119 221H112V220H108L106 223H104L106 226H108L107 228H113L114 229V231H120L121 233H125L126 232V230L128 229V230H130V228L132 229L131 230V232L134 230V232L133 233H131V235L132 236H136V237H138V238H136L137 239V241L139 242V244L140 243H144V244H140V245H144V247L145 248H147L148 249V251L147 252H145L144 251V247L142 248H139V251L137 252V255H136V257L137 258H135L134 259V261L132 262L133 264H145L147 261H148V259L149 258H152V260L151 261H155L156 259H155V257L154 256H157L158 255V261L160 262H158V261H156L155 263L157 264V262H158V264H162V258L164 259L165 257H163V254H162V252L161 251H163L162 249H164V247H167L168 246V240H169V237L170 238H173V239H177L178 237H179V239H188L189 237L187 236L188 235V229L187 228H189V225H190V223L192 222V220L190 219V220H188L187 222H184L185 221V219L187 220L189 217L191 218V216L193 217V218H196V217H198V215H199V211L201 212L202 210H204V209H206V207H207V205H208V202H207V193L209 192V191H207V190H209V187H208V189H207V186H208V184H209V182L211 181V179H213V178H215L216 176L215 175H218V170H217V167H216V165L215 164H213V162H212V154L210 153V149L208 148V147H205V148H203V150H200L199 151V154L201 153L202 154V156L201 157H203V158H197L198 159V161H199V163L198 162H196L197 161V159H196V161H195V163H196V166H197V164H198V167H196V169H195V171H194V173H193V177L192 178H190L189 179V177L187 178V177H183V176H181L182 178L180 179V177H179V179H178V181L177 182H175V183H173V184H176V185H173V184H171V185H167V189H169L168 190V196H166L167 198H165V199H163V201H162V209H161V211L159 210V212H156L155 213V218L157 217L158 218V222L156 223V225H154V226H152L151 228H150V230L149 231H145V234H142V233H144V230L143 231H141L142 230V226H143V222L140 220H138L139 218H140V215H141V217H142V215L143 214H139V211L140 212H142L143 210H140L137 206H132L131 204H129V203H127V206L125 205V202H127L128 201V199L127 198H132L131 197V195H130V197H128V195H126V197L127 198H125V196L124 195H121V196H123L122 198L124 199H127V200H125L124 199V201H122L121 203H120V205L118 206V209L117 208H113L112 207V205L109 203V202H106V196H108V195H110L111 194V196H113L114 198L116 197V196H114V194L115 195H117V192H118V190H119V192H118V195L117 196H120V194H121V192H120V190L121 189H123V188H121V186L118 188V190L117 191H115V188H113V187H109V184L110 183H112V182H114V180H116L117 182H118V179L119 180H121L120 178H119V176H118V174H117V176H116V166H118V164H120L121 162H120V160L122 159V162H123V160L125 161V160H127V158H130V160H131V158L133 159V158H139V157H142V158H145V162H146V159L148 158V160H147V164L149 163V162H151V168H152V171H153V173H154V171H157V172H160L161 170H158V169H160V168H162V165H164V163H166V162H168V161H171V162H173L174 161V159H175V157H176V155H178L179 153H181L182 151H184V149L186 148L185 146L187 145V142L188 141H191V140H195L196 139V137L197 136H200V137H202L204 140H206L207 142H208V144L210 145V144H213L214 142L217 144V146L218 147H216V148H214L213 150L211 149V152H216V154L219 156V159H220V161H222L221 163L225 166V162L228 160V158H227V156H226V153H234V152H239L240 154H242V155H247V153L249 152V151H253V150H255V148L258 146V142H259V136H260V134L258 133L259 131H260V128H262L263 126H264V119H262L261 117H260V114H259V108L261 107V106H264V101H261V103H259V104H256L255 105V107L253 108V107H251V109L253 108V110H255L256 112H255V115H250V114H247V116L249 117V118H251L250 119V122H252V123H245L244 121H245V119L248 121V117H244L245 119H244V121L243 122H240V126L238 125V124H236L235 126H233L234 128V130L233 131H231V129H229V131H227L226 132V130H224L223 132H219L216 136L217 137H211V136H208V134H207V130L205 129V125H203L202 124V121H201V118H202V116H205V119H207V115H208V118L209 117H212V118H209V119H207L206 121H209V123L208 122H206L207 124H210V125H214V127H217V126H219L220 124H223L224 122H227V121H229V120H232V118L234 119V118H236L237 117V111H234L236 108H238V106H239V104H241V102H243V100H244V97H245V95H249V96H253V95H256L257 93H258V91H259V84H260V82H261V80L262 79H264V67H262V62H264V58L262 57V54L260 53V49H261V47L264 45V33H262L263 34V36H261L262 34L260 33V34H258L257 32H259L260 31V29H258L257 30V26H258V28L260 27V26H262L261 24H263L264 25V22L262 23V22H259L260 21V17L261 16H263L262 14L260 15V13L259 12H261V10H262V12L261 13H264V8H263V2H264V0L262 1V3L260 2ZM134 2L135 4H133L132 5V3ZM148 2V3H147ZM176 2V3H175ZM181 2V3H180ZM195 2V3H194ZM234 2V3H233ZM137 3V4H136ZM221 3V4H220ZM233 3V4H232ZM250 3L251 4H254L256 7L255 8H253V7H250L249 5H250ZM130 4L132 5V7H134L135 9L138 7V9H139V11H138V9H136L139 13L138 14H134V12L132 11V9L130 8ZM177 4V5H176ZM180 4V5H179ZM260 4V5H259ZM137 5V7H135ZM178 5H179V9L177 8L178 7ZM236 5V6H235ZM183 6V7H182ZM221 6V7H220ZM229 6H230V8H229ZM225 7H227L228 9L227 10H224L225 9ZM258 7V8H257ZM13 8H14V10H17V8L15 7V5L13 6ZM182 8V9H181ZM189 8H191V13H190V9ZM223 8V9H222ZM177 9V11L176 12H179L178 14L176 13V12H174L175 10ZM199 9V10H198ZM237 10V11H235V10ZM259 9V10H258ZM181 10H183V12L181 11ZM185 10H186V13H185ZM223 10L224 11H226V12H223ZM234 10V11H233ZM143 11V12H142ZM188 11V12H187ZM258 11V12H257ZM141 12V13H140ZM195 12V13H196ZM223 12V13H222ZM230 14L229 16H231V18H233V21H234V23H233V21H230L231 20V18L230 17H227L228 15H226V14H228V13ZM5 12H4V10H3V6H2V4H1V2H0V24L3 22V20H4V14ZM173 13V14H172ZM174 13H176V14H174ZM185 14V16H184V14ZM190 13V14H189ZM231 13H232V15H231ZM14 14H16V12L14 13ZM235 15V17H234V15ZM259 14V15H258ZM183 15V16H182ZM190 15H193L195 18H200V19H195L193 16H190ZM196 15V14H195ZM140 16H142V17H140ZM239 16V17H238ZM248 16V19L246 18ZM173 17V18H172ZM226 17H227V19H226ZM192 18V19H191ZM228 18H230V20L228 19ZM243 18H245V20L246 21H243L244 19ZM189 19V20H188ZM193 19H195V20H193ZM149 20H150V22H149ZM171 20H166V22H162V24H164V23H167V21L168 22H170ZM197 20V21H196ZM229 20V21H228ZM92 21H93V19H88V21H87V24L88 25H90L89 23H92ZM209 21V22H208ZM230 22V23H229ZM243 22H245V23H243ZM247 22V23H246ZM237 24V25H234L236 28V30L233 28V24ZM212 24H213V26H216L217 25V27H219L218 29H217V27H214V29H213V27H212ZM216 24V25H215ZM232 24V27H230V25ZM259 24V25H258ZM93 25V23L91 24V26ZM148 25V26H147ZM252 25H254V26H252ZM90 26V27H91ZM162 26V27H161ZM192 26L194 27V28H192ZM247 26V27H246ZM156 27V28H155ZM196 27V28H195ZM241 27V28H240ZM161 30H160V29ZM192 28V29H191ZM210 28V27H209ZM232 28H233V30H232ZM245 28V29H244ZM198 29V28H197ZM222 29V30H221ZM225 29V30H224ZM264 26H262V29H261V31L262 32H264ZM157 30H158V33H157ZM161 31V32H160ZM218 31V32H217ZM236 31V32H235ZM102 32V31H101ZM103 32H104V30H103ZM238 33H239V35H238ZM257 33V34H256ZM100 34V33H99ZM196 36L197 37H199V33L198 32H196ZM235 34V35H234ZM243 34H246V35H243ZM248 34V35H247ZM100 35H102V33L100 34ZM256 35H258V37H260V39H261V37H262V39H261V41H260V39H258V37L256 36ZM260 35V36H259ZM225 36V37H224ZM240 36H242L241 38H239ZM244 36V37H243ZM245 36L247 37L246 39H245ZM224 37V38H223ZM236 37V38H235ZM243 38L245 39L244 41H243ZM258 39V41H256ZM59 40H60V42L64 45L65 44V40L60 36L59 37ZM107 40H109V43H106V44H110L112 47H113V49H112V52H111V57L109 56V59L110 60H112V62H113V59L115 60L114 61V63H112V65L107 69V71L109 72V74H108V72L107 71H105V74L106 75H104V74H102L101 76L103 77V76H108L107 78L109 79V82H110V80H111V82H112V84H110V86L111 85H113L114 83H115V85H116V83L117 84H119L120 83V85H118V87L116 86L115 87V89L113 90L112 89V92L113 91H115V92H113V95L115 94V97H122L121 96V94H124L123 92V90H125V87L127 86V83H130V81L131 82H133L134 83V77H135V71H134V69H133V67L131 66V64H129V62L127 61V60H125V59H123L124 60V62H123V60L121 59V52H123L124 51V46H123V43L121 44V43H119V40L120 39H118V37H114V38H107ZM235 40H237L238 41V43L235 41ZM242 40V41H241ZM247 40V41H246ZM263 41V42H262ZM130 42H132V41H130ZM234 42H236V44L234 43ZM258 42H261V43H263V45L261 44V43H258ZM83 43V42H82ZM260 44L261 45V47L258 45V44ZM259 46V48L257 49V47L255 46ZM77 47H76V49H77V52L79 51L80 52V56H78V58H77V56H76V58H75V56H73V58H74V60L75 61H79V59L81 58V57H87L88 59H91L92 58V52H91V49L89 50V47L87 46V44H85V43H83L82 44V46H81V44H79V43H77ZM83 45H85V46H83ZM23 46H25V45H23ZM237 46V45H236ZM83 47V48H82ZM88 47V48H87ZM243 48V46L241 45V49ZM88 50V51H87ZM102 50V51H101ZM100 51H101V54H103L104 55V51H103V49H101ZM85 51V52H84ZM86 51H87V53H86ZM82 52V53H81ZM84 53V54H83ZM82 54V55H81ZM77 55H78V53H77ZM83 55H85V56H83ZM115 57H117V58H115ZM105 58V57H104ZM108 59V58H107ZM102 60V59H101ZM250 62H252V63H250ZM101 63L102 64H100V67H101V65H103L105 62H103V61H101ZM125 64H126V66H125ZM129 67H128V66ZM123 66V68H121ZM99 67V68H100ZM131 67V68H130ZM116 68V69H115ZM125 68V69H124ZM128 68V69H127ZM123 69V70H122ZM131 69H133V70H130ZM113 70V71H112ZM117 71H119V73L118 74H115ZM126 73H125V72ZM0 97H1V99H0V125H2L3 123H1V122H3L4 120H6L5 118L6 117H8L9 116V112H10V107L8 108V106H9V95H13L14 93H15V91H17L16 90V87H14L10 82H9V80H8V78H6V76L7 75H4V73L0 70ZM107 72V73H106ZM115 72V73H114ZM134 72V74H132V73ZM111 73V74H110ZM114 74V75H113ZM125 74H126V76H125ZM1 75H2V77H1ZM114 76V78H113V76ZM115 75H117V76H115ZM118 76H120L119 78H118ZM125 76V79H128V80H126L125 81V79L123 78ZM8 77V76H7ZM131 77H133V78H131ZM104 79H105V77H103ZM106 78V79H107ZM112 78V79H111ZM122 78V79H121ZM105 79V81H107V83H108V80H106ZM117 79V80H116ZM119 79V80H118ZM131 79H133V80H131ZM5 80V81H4ZM113 80V81H112ZM114 80H115V82H114ZM3 81V82H2ZM8 81V82H7ZM129 81V82H128ZM121 82H123V83H121ZM248 82V83H247ZM125 83V84H124ZM206 84V83H205ZM204 84V85H205ZM243 84V86L242 87H240L241 85ZM108 85V84H107ZM105 86V84L104 85H101V89H102V91L104 90V87ZM109 86V87H110ZM120 87V88H119ZM124 87V88H123ZM116 89H117V91H116ZM132 89H133V91H132ZM134 89H136V87H132L131 88V90H130V92H131V95L132 96H136L137 95V97H139V94L140 93H138V91H137V89L136 90H134ZM10 90V91H9ZM121 90V91H120ZM224 90H226V91H224ZM233 90V92H231ZM235 90V91H234ZM218 91V92H219ZM228 91V92H227ZM9 92H11V93H9ZM118 92L120 93V94H118ZM133 92V93H132ZM136 92V94H134ZM222 92V93H221ZM235 92V93H234ZM246 92V93H245ZM6 93H8V96H7V94ZM227 93V95H225ZM228 93H229V95H228ZM232 93H234V94H232ZM237 93V94H236ZM241 93V94H240ZM243 93H245V94H243ZM231 94H232V96H231ZM235 95V96H234ZM242 95H244V96H242ZM247 95V96H248ZM5 96L6 97H8V98H5ZM182 96V97H181ZM197 96V95H196ZM224 96H226V98H224ZM234 96V97H233ZM241 96H242V99H241ZM231 97V98H230ZM238 97H240V99L238 98ZM5 98V99H4ZM193 98H195V100H193ZM234 98H235V100H234ZM238 98V99H237ZM6 99H8V103H6V104H8V106L6 105L5 106V102H6ZM150 100H151V98H149ZM192 99V101H193V104L194 105H191V100ZM226 99V100H225ZM257 99L259 100L260 99V97L257 95ZM1 100L3 101H5L4 103L3 102H1ZM148 101V102H150V103H148V105H151V107H152V103L153 102H151V101ZM188 100V101H187ZM200 100V99H199ZM227 100H228V102H227ZM229 100H231V101H229ZM96 104L99 106V105H103L104 104V101H103V99H102V97H100V96H97L96 97ZM226 101V102H225ZM236 101V102H235ZM237 101H238V103H237ZM241 101V102H240ZM200 102V101H199ZM230 102V103H229ZM232 102V103H231ZM227 103V104H226ZM22 103L20 102V105H21ZM76 104H79V108H75L74 107V109H75V111H79V110H81V107H82V109H83V104H81L80 103V101H79V103L77 102ZM76 104H75V106H76ZM235 104V105H234ZM4 105V107H6V109L4 108V107H2ZM230 105V106H229ZM154 106V105H153ZM232 108V110H231V108ZM229 108H230V110H229ZM9 109V110H8ZM8 110V111H7ZM204 112H203V111ZM237 110V109H236ZM6 111L8 112L7 114H6ZM40 111H42V112H44V113H46L47 115L49 114V111H48V109H43V110H40ZM228 111H230V113L228 112ZM206 112H207V114H206ZM229 114H228V113ZM235 112V113H234ZM15 113H17V112H15ZM213 113V112H212ZM11 115H10V118H9V120L10 119H13V118H15L14 116L16 115L17 116V114H14L13 116H12V114L13 113H10ZM192 114V115H191ZM204 114V115H203ZM225 114V113H224ZM235 114V115H234ZM24 116H22L21 118H20V127L17 129L18 131H16V129L14 130V131H16V132H14V134H15V136H14V141H16L17 142V138H19L20 137V133L22 132V130L24 129V128H27V126L29 125V121H30V116L27 114V113H25V114H23ZM231 115H232V117H231ZM5 116V117H4ZM214 116V117H213ZM223 116H225V115H223ZM2 117H3V121H1V119H2ZM217 117V118H216ZM225 118V119H224ZM211 119V120H210ZM120 120V121H119ZM117 122L118 123H120L121 122V120H123V118L122 119H119ZM216 120H219V121H216ZM7 122H9L8 121V119L6 120ZM15 121V120H14ZM13 120L11 121L10 120V122H14ZM212 121H214V122H212ZM218 122V125H217V123L216 122ZM223 121V122H222ZM5 122V121H4ZM7 122H5L4 124V126L6 127H8L9 126V123H8V125H7ZM16 123H18V121H16L15 122V124ZM242 123V124H241ZM250 125V127L248 126H245V125ZM263 124V125H262ZM17 125V124H16ZM16 125H14V123L12 124V126H16ZM217 125V126H216ZM238 125V128H236V126ZM243 125H244V130H242V127H243ZM3 126V125H2ZM11 126V125H10ZM139 126H140V128H139ZM5 127H4V129H5ZM136 127H138V129H141V127H142V129H143V125H141V124H136ZM239 127H240V130H238L239 129ZM246 127V128H245ZM9 128V127H8ZM12 128V127H11ZM55 128V127H54ZM248 128V129H247ZM2 129H3V127H2ZM250 129V130H249ZM259 129V130H258ZM1 130V129H0ZM20 130V131H19ZM25 130V129H24ZM247 130H249L248 132H247ZM2 131V130H1ZM127 132H129L128 130H126ZM241 131V132H240ZM244 131H246L247 133H249V134H247L246 135V133L244 132ZM3 132V131H2ZM203 132V133H202ZM226 132V133H225ZM243 132V133H242ZM245 133V134H244ZM0 134H1V132H0ZM191 134V135H190ZM222 135V137L223 138H221V137H219V136H221ZM2 135V134H1ZM5 134L3 133V136H4ZM152 135V134H151ZM190 135V136H189ZM226 137H225V136ZM7 137V136H6ZM225 137V138H224ZM221 138V139H220ZM156 141V142H155ZM173 141H175V142H173ZM183 141V142H182ZM143 142V143H142ZM148 143V144H146L147 145V147L145 146V143ZM150 142V141H149ZM196 142V141H195ZM157 143V144H156ZM186 145H185V144ZM154 144H156V145H154ZM175 144V145H174ZM184 144V145H183ZM251 144H253V145H251ZM148 145H150V146H152V148L151 147H149ZM162 145V146H161ZM183 145V146H182ZM242 145H243V149L241 148L242 147ZM248 145V146H247ZM88 146H90V144L88 145ZM221 146H223V148L221 147ZM224 146L225 147H229L228 149L226 148H224ZM241 146V147H240ZM49 147V146H48ZM47 147V148H48ZM55 147V148H54ZM146 149H144V148ZM158 147V148H157ZM238 147V149L236 150V148ZM50 148V147H49ZM104 148V149H103ZM148 148V149H147ZM170 148H171V151H169L170 150ZM179 148V149H178ZM184 148V149H183ZM231 148V149H230ZM240 148H241V150H240ZM245 148V149H244ZM248 148V149H247ZM6 149H8V148H6ZM5 149V150H6ZM142 149H144V151H146L147 153V155L145 154V152L142 150ZM158 149V150H157ZM176 149H178V150H176ZM181 149V150H180ZM183 149V150H182ZM209 151H208V150ZM251 149V150H250ZM58 150V151H57ZM148 150H150V151H148ZM157 150V151H156ZM176 150V151H175ZM206 150V151H205ZM228 150V151H227ZM244 150V151H243ZM55 151H56V153H55ZM71 151V152H70ZM202 151V152H201ZM208 151V152H207ZM226 151V152H225ZM1 152V151H0ZM3 152V151H2ZM32 152V153H31ZM59 152V153H58ZM68 154H67V153ZM144 152V153H143ZM149 152V153H148ZM176 152V153H175ZM204 152H205V154L206 155H204ZM242 152H244V153H242ZM21 153V152H20ZM31 153V154H30ZM63 153V154H62ZM96 153V154H95ZM126 153H131V154H126ZM139 153V154H138ZM142 153V154H141ZM175 153V154H174ZM178 153V154H177ZM32 154H34L33 156H32ZM56 154V155H55ZM143 154H145L144 155V157L142 156ZM54 155V156H53ZM82 157H81V156ZM90 155V156H89ZM116 155V156H115ZM124 156V158H122L123 156ZM133 155V156H132ZM134 155H136L135 157H134ZM141 155V156H140ZM152 155H155V157L154 156H152ZM165 155V156H164ZM209 155H211V156H209ZM14 156V157H13ZM33 157V158H31V157ZM38 156V155H37ZM51 156V157H50ZM76 156V157H75ZM120 156V160L118 161V159H117V157H119ZM125 156L127 157L126 159H125ZM138 156V157H137ZM148 156H151L150 158L151 159H149V157ZM200 155H198V157H199ZM207 156V157H206ZM11 157H13L12 159H11ZM88 159H87V158ZM93 157H95V158H93ZM98 157V158H97ZM159 159H158V158ZM163 157H164V159H163ZM174 157V158H173ZM6 158V157H5ZM18 158V157H17ZM31 158V159H30ZM58 158V159H57ZM154 158H156V159H154ZM207 158H209V159H207ZM211 158V159H210ZM27 159V160H26ZM38 159L40 160V163H38V168H36L35 166L37 165L36 163L37 162H39L38 161ZM41 159H43V160H41ZM88 161H87V160ZM90 159H91V161H90ZM98 159V160H97ZM161 159V160H160ZM200 159V160H199ZM37 161V162H34V161ZM156 160V161H155ZM164 160V161H163ZM205 160H206V162H205ZM27 161V162H26ZM31 161H33L34 163H35V166H34V164H30V165H24V166H21L22 164H25V163H29V162ZM90 161V162H89ZM93 161H97V162H94V166H93ZM208 161V162H207ZM211 161V162H210ZM20 162H24V163H20ZM30 162V163H31ZM111 162V163H110ZM170 162V163H171ZM206 163V165H204L205 163ZM17 163H19V166L18 165H16ZM66 163V162H65ZM88 163V164H87ZM96 163L98 164V165H96ZM145 163V164H146ZM155 163V164H154ZM158 163V164H157ZM160 163V164H159ZM209 163V164H208ZM40 164V165H39ZM82 164H84V165H82ZM87 164V165H86ZM91 164H92V166H91ZM144 164V163H143ZM145 164L144 165H142V166H144L143 168H141L140 170H145L146 168H149L150 169V171H149V169H146L145 170V172L146 173H143V171L141 172L140 170H138V172H135L134 174H133V176H135V179L134 178H131V180H132V182L130 181V183L132 184H130L129 183V181L128 180H126L128 183H129V185L131 186H125V188H127V187H129L130 189L132 188L133 190L132 191H134V192H136L137 191V189H138V191L137 192H139L141 189H143L144 187H145V185L147 184V183H149V184H151L152 183V185H153V187H155L156 189L158 188V185H160V181H159V179H155L154 178V175H151V173H152V171H151V168L149 167V165L147 166V164H146V166H145ZM157 164V165H156ZM172 164V163H171ZM200 164H201V166H200ZM32 165L34 166V169L36 168L37 170H39L38 172L37 171H35V170H33V168H30L29 169V167H32ZM53 165V164H52ZM54 165L56 166V167H58L59 165H61V164H58L57 165V163H54ZM53 165V166H54ZM82 165V166H81ZM96 165V166H95ZM155 165V166H154ZM208 165H210V166H208ZM212 165V166H211ZM25 166H26V168L28 167V169H26L25 168ZM42 166V167H41ZM84 166V168L85 169H83L82 167ZM87 166V167H86ZM92 168H91V167ZM98 166V167H97ZM101 166V167H100ZM104 166V167H103ZM169 166H171V165H169ZM204 166V167H203ZM208 166V167H207ZM41 167V168H40ZM73 167V166H72ZM113 167V168H112ZM157 167H159V168H157ZM201 167V168H200ZM214 167H216V168H214ZM88 168V169H87ZM95 168V169H94ZM98 168V169H97ZM100 168V169H99ZM103 168V169H102ZM112 168V169H111ZM145 168V169H144ZM155 170H154V169ZM206 168H207V170H208V172L206 171L205 172V170H206ZM210 168V169H209ZM213 170H212V169ZM23 169H25V171L23 170ZM34 171H32V170ZM41 169H43V172H42V170ZM86 169H87V171H86ZM96 169H97V171H96ZM102 169V170H101ZM114 169V170H113ZM116 169V170H115ZM200 169H202V171L200 170ZM204 169V170H203ZM31 170V171H30ZM96 172H95V171ZM98 170H99V172H98ZM147 170L150 172H147ZM209 170H210V172H209ZM21 171V172H20ZM23 171V172H22ZM27 171V172H26ZM30 171V173H35V175H36V179H35V184H36V187H33V186H31V188H30V185L27 183V181L29 182L30 180H27V178L26 177H23L22 175H24L25 173H28ZM94 171V172H93ZM204 171V172H203ZM216 171V172H215ZM86 172V173H85ZM90 172V173H89ZM141 172V173H140ZM213 172V173H212ZM40 173V174H39ZM118 173H119V171H118ZM139 173L140 174H143V175H139ZM149 173V174H148ZM152 173V174H153ZM202 175V173H206V174H203L202 175V177H203V179L200 177L201 175ZM80 174H82V175H80ZM215 174V175H214ZM26 175V174H25ZM76 175V176H75ZM78 175V176H77ZM108 175V176H107ZM112 175L114 176V177H112ZM137 175V176H136ZM150 175V176H149ZM206 177H205V176ZM208 175V176H207ZM212 175H213V178H211L212 177ZM5 176V177H4ZM82 176H83V178L84 179H82ZM101 176H103L102 178H101ZM140 176V177H139ZM21 177V180L19 179L18 180V178H20ZM89 177H91V178H89ZM116 177H117V179H116ZM139 177V178H138ZM23 178V179H22ZM24 178H26V180H24ZM71 178V177H70ZM92 178H93V180H92ZM114 178V179H113ZM199 178H200V180H199ZM17 179V180H16ZM54 179H56V181L54 180ZM61 179H62V181H61ZM110 179V180H109ZM135 180V182H137V183H134V180ZM140 179V180H139ZM147 179V180H146ZM209 180V182H208V180ZM53 180V181H52ZM57 180H58V182L59 181H61L60 182V184L59 183H57ZM89 180H92L93 181V183H92V181H89ZM192 180V181H191ZM5 181V182H4ZM16 181V182H15ZM85 181H87V182H85ZM108 181V182H107ZM111 181V182H110ZM115 181V182H116ZM126 181L124 182L125 183V185L126 184H128V183H126ZM142 181V182H141ZM147 181V182H146ZM157 181H159V184H158V182ZM203 182V183H201V182ZM204 181H205V183H204ZM21 184H20V183ZM59 184V186L56 184ZM83 182V183H82ZM89 182V183H88ZM91 182V183H90ZM104 182V183H103ZM116 182V183H117ZM122 181H120V183H121ZM181 182V183H180ZM189 182H191V183H193V182H196L194 185H192V186H194V187H192V186H189ZM29 185V186H27V184ZM39 183V184H38ZM45 183V184H44ZM82 183V184H81ZM108 183V184H107ZM115 183V184H116ZM155 183H156V185H155ZM200 183V184H199ZM78 184V185H77ZM112 184H114V183H112ZM114 184V185H115ZM118 184H119V182L117 183V187H118ZM138 184V185H137ZM203 184V185H202ZM207 184V185H206ZM19 185V186H18ZM23 185V186H22ZM82 187H81V186ZM91 185V186H90ZM114 185H112V186H114ZM143 185H144V187H143ZM184 185H186V186H184ZM201 185V186H200ZM205 185V186H204ZM1 186V185H0ZM38 186V187H37ZM46 186H48V187H46ZM50 186V187H49ZM110 186H111V184H110ZM20 187V188H19ZM43 187H45V188H43ZM61 187V188H60ZM116 187V188H117ZM184 187H185V189H184ZM192 187V188H191ZM204 187H206V188H204ZM242 187V186H241ZM1 188H2V186L0 187V250L3 252L4 251V248L6 249V247L8 248H11L10 246H12V248L14 249V252H20V253H22V254H20V253H18V255H22L23 257H25V256H31L32 254H35L36 253V251H34V249H33V244H35L36 243V241H38L39 243H42L43 242V244H49V247H50V249H52V250H55V246L53 247V245H52V243L53 244H58V243H61V245L62 246H68V249H70V250H68L67 248V252L68 251H71V252H68V253H74V254H71L70 256H68V257H71V258H68L67 257V259H69L68 261H64V259H61L60 260V258H58V261L57 262H59V260L62 262V261H64L65 262V264H72V262H76L77 260L79 261L80 260V258L79 259H77V257L75 256V253H76V255L78 254V252H79V254L77 255L78 257H83L84 255H85V253L83 254V252H85L84 250V247H83V245L85 244L86 245V247L88 246V245H90L89 243H87L88 242V240L85 238V235L83 234V232L86 234V232L87 231H94L95 232V230L98 228V227H95L94 228V226H99V223L95 220V218H94V220H93V217L94 216H100V215H103V214H91V213H88L89 212V210L87 209V211L85 210L86 208H83V206L81 207L82 209L80 210L81 212H83L82 214H81V216H85V217H87V219L89 220L88 222H87V224L88 223H90L89 224V226L91 225L93 228H88V227H85V226H87V225H85V226H82L81 227V225H80V223L79 222H73L72 221V223L71 222H67V224H62L64 221L62 220V218H59L58 217V215L61 217V215L59 214V213H56V215L54 214V213H52V211H53V209L51 210L50 208H45V206H41V208H40V206H38V205H41L40 203L37 205V204H34L33 203V205H32V203L30 204V203H28L27 204V206L28 207H26L25 208V204H19V206H18V208H16V206H15V208H14V205L12 204V206H11V202L8 200V198H7V194H6V192H4V193H2L5 189L4 188H2V191H1ZM41 188H43L42 190H41V193H39L40 192V189ZM114 190H113V189ZM121 188V189H120ZM183 188V189H182ZM191 188V189H190ZM199 188V189H198ZM200 188H201V190H200ZM243 188V191H245L246 192V189H244L245 187H242ZM64 189V190H63ZM82 189V190H83ZM128 189V188H127ZM130 189H128V190H130ZM136 191H135V190ZM187 189H190L189 191L187 190ZM198 189V190H197ZM206 189V190H205ZM20 190V191H19ZM29 190V191H30ZM37 190V191H36ZM71 190V191H70ZM112 190V191H111ZM183 190H185V191H183ZM196 190V191H195ZM7 191V190H6ZM65 191V192H64ZM114 191V192H113ZM179 191V192H178ZM195 191V192H194ZM205 191V192H204ZM12 192V191H11ZM93 194H92V193ZM178 192V193H177ZM189 192V193H188ZM199 192V193H198ZM207 192V193H206ZM2 193V194H1ZM105 193V194H104ZM184 193V194H183ZM6 194V195H5ZM68 194H70V196H68ZM207 194V195H206ZM3 195H5V196H3ZM31 195V194H30ZM65 195V196H64ZM88 195V196H89ZM203 195H205V196H203ZM3 196V197H2ZM89 196V197H90ZM183 198H182V197ZM70 197V198H69ZM106 197V198H105ZM112 197V198H113ZM178 197H179V199H178ZM200 197V198H199ZM92 198V197H91ZM96 198V199H97ZM104 198V199H103ZM202 198H204V199H202ZM178 199V200H177ZM183 199V200H182ZM99 200H97V202H99V203H101L102 202V200H101V202L99 201ZM189 200H191V201H189ZM205 201V203H204V201ZM189 201V202H188ZM200 201V202H199ZM203 201V202H202ZM7 202H9L8 204H7ZM105 202V203H104ZM99 203H97L98 205H99ZM106 203L108 204V205H106ZM202 203H204V205L202 204ZM93 204V203H92ZM92 204H90L91 206H92ZM30 205H32L31 207H30ZM34 205H36V207L34 206ZM72 205V206H73ZM94 206H95V204H93ZM126 206V207H128V208H132V210L131 209H128V210H121L122 209V206ZM131 205V206H130ZM171 205H175V207H176V210L177 211H179L178 209H181L180 211H182V210H184V211H189L188 212V214L186 213V216L182 219V221L180 222V225H179V222H177L178 223V225L176 224V225H173V224H170L168 227H167V229L165 230L164 228H163V226H161L160 224H159V222H161V220H164L166 217H165V215H166V211L165 210H167V208L169 207V206H171ZM201 206V208H200V206ZM202 205H203V207H202ZM21 206H23L22 208H21ZM37 206L39 207V208H37ZM77 206V207H76ZM250 206L253 208V210L255 211V213L258 215L259 214V212H258V210L254 207V205H253V203H252V201L250 202ZM35 207V208H34ZM102 207V206H101ZM167 207V208H166ZM199 207V208H198ZM20 208V209H19ZM37 208V209H36ZM42 208L44 209L43 210V214H44V217L46 216L47 218H46V220H45V218H44V221L45 222H43V217H42ZM119 208H120V211H122V213H120V211H119ZM255 208V209H254ZM200 209V210H199ZM20 210H21V212L22 213H20ZM35 210H40V211H35ZM50 210V211H49ZM83 210V211H82ZM107 211H109L108 209H106ZM105 210V211H106ZM164 210V211H163ZM24 211V212H23ZM32 211V212H31ZM48 211V212H47ZM84 211H86V213L84 212ZM124 211V212H123ZM130 211V212H129ZM9 212V213H8ZM29 212V213H28ZM51 212V213H50ZM126 212H128V213H131L132 212V215L131 214H127ZM161 212V213H160ZM194 212V213H193ZM27 213V214H26ZM124 213V214H123ZM163 213V214H162ZM40 214H42V215H40ZM49 214V215H48ZM55 215V216H54ZM210 220H211V218H213L211 221L213 222L214 221V223H216V216H213L214 214L213 213H210ZM10 216V217H9ZM39 216L40 217H42V218H39ZM56 216H57V220H56ZM70 216H72V215H70ZM162 218H161V217ZM259 216V218H261V220H262V215H258ZM9 217V218H8ZM24 217H27V219L25 218L24 219ZM53 217H55V218H53ZM134 218V219H132V220H130L131 218ZM135 217H136V219H135ZM2 218V219H1ZM29 218H31V219H29ZM51 218H53L52 220H54V221H52V222H48L49 221V219ZM89 218H92V220L93 221H91V219H89ZM121 218H122V220H121ZM130 218V219H129ZM41 219H42V221H41ZM159 219H161V220H159ZM37 220V221H36ZM40 220V221H39ZM48 220V221H47ZM56 220V221H55ZM59 220V221H58ZM62 222H61V221ZM114 220V219H113ZM109 221H111V222H109ZM138 221H139V223H138ZM39 222H40V225H39ZM59 222V223H58ZM98 224H97V223ZM133 222H136V224L135 223H133ZM264 222V221H263ZM47 223V224H46ZM48 223H49V225H48ZM66 223V222H65ZM77 223V224H76ZM119 223V224H118ZM183 223V224H182ZM184 223H188L187 225H185ZM46 224V225H45ZM116 224V225H115ZM45 225V226H44ZM48 225V226H47ZM111 225V226H110ZM132 225H135V226H132ZM42 226V227H41ZM75 226H77L76 228H75ZM113 226V227H112ZM23 227H25V228H23ZM33 227V228H32ZM47 228V230L50 228L51 229V232H48V231H46L45 230V228ZM49 227V228H48ZM61 229H60V228ZM71 227V228H70ZM79 227V229H77ZM142 227V228H141ZM159 227V228H158ZM175 227V228H174ZM23 228V229H22ZM27 228V229H26ZM84 228H86V230L84 229ZM87 228L89 229V230H87ZM125 228H127V229H125ZM140 228H141V230H140ZM172 228V229H171ZM19 229V231L22 229V231L24 232V234H23V232L22 233H20L19 231H17ZM25 229V230H24ZM29 229V230H28ZM34 229V230H33ZM49 229V230H50ZM55 230V229H59L58 231H63V233H67L68 235H65V234H63V233H56L55 231H53V230ZM62 229H64V230H62ZM67 229V230H66ZM68 229H69V231L71 230V232H69L68 231ZM82 229H84L83 230V232L81 233V231H82ZM93 229V230H92ZM110 229V230H111ZM112 229V230H113ZM117 229H120V230H117ZM124 229H125V231H124ZM171 229V230H170ZM28 230V234L26 233V231ZM66 230V231H65ZM79 230H80V232H79ZM109 229H107V232H105V234H106V236H110V237H106V236H102V234H104V232L101 234V236L103 237V238H106V239H103V238H101V236H99V235H97V233L95 232L94 234H96L97 235V238L95 237V235L94 234H92V232L90 233V234H92L93 235V237H95V239L97 240L98 239V241L99 242H102V241H105L106 240V242L107 243H109L108 241L109 240H111L112 238H113V235L114 236H121V238H123V240H124V238L126 237V238H128L127 236H123L120 232H113V234H112V232L110 231ZM140 230V231H139ZM175 230V231H174ZM181 230V231H180ZM15 231H17V232H15ZM31 231V232H30ZM33 231V232H32ZM65 231V232H64ZM86 231V232H85ZM106 231V230H105ZM166 231V232H165ZM171 231H172V233H171ZM184 231H186L187 232V235H186V232H184ZM35 232H36V234H35ZM146 232H147V234H146ZM165 232V233H164ZM168 232H170L168 235H167V233ZM175 232V233H174ZM176 232H178V233H176ZM47 233H49V234H47ZM51 233H52V235H51ZM72 233V234H71ZM75 233H76V236H75ZM118 233V234H117ZM120 233V234H119ZM140 233L143 235H140ZM22 234V235H21ZM35 236H34V235ZM84 236V240H83V237H82V235ZM104 234V235H105ZM108 234V235H107ZM112 234V235H111ZM171 234H173V235H171ZM178 234V237L176 236ZM182 234V235H181ZM30 237H29V236ZM37 235V236H36ZM39 235V236H38ZM79 235V236H78ZM81 235V236H80ZM131 235L129 236V239L131 240V239H133L132 237H131ZM16 236V237H15ZM19 236V237H18ZM25 236H26V238H25ZM34 236V237H33ZM62 236V237H61ZM70 236V237H69ZM73 236H75V237H73ZM99 236V237H98ZM123 236V237H122ZM158 236V237H157ZM174 236H176V237H174ZM181 236V237H180ZM185 236V238H183ZM27 237H29V238H27ZM53 237V238H52ZM57 237V238H56ZM69 237V238H68ZM79 237H80V240H79ZM82 237V238H81ZM119 237H114L113 238V240L115 239L116 241H118V242H120L121 241V243H122V239L120 240V239H117V238H119ZM168 237V238H167ZM6 238V239H5ZM34 238H35V240H34ZM72 238L74 239V241L73 242H75L74 244H75V247H77L76 248V250H74V244H73V242H72ZM111 238V239H110ZM192 238V239H191ZM191 238H189V239H191V241L193 242V243H195V241H196V243H198L199 242V238H198V236H194V237H192L191 236ZM196 238H197V240H196ZM233 239H234V243H236L235 241H237L236 240V238L235 237H232ZM231 238V239H232ZM5 239V240H4ZM26 239H27V242L28 241H31V240H33V246L32 245H30L31 244V242H28V244H27V242H26ZM64 239V240H63ZM75 239H77L78 241H80V242H78L77 240V242L75 241ZM103 239V240H102ZM109 239V240H108ZM141 239V240H140ZM160 239V240H159ZM163 241H162V240ZM232 239V240H233ZM25 240V241H24ZM56 240V241H55ZM66 240V241H65ZM102 240V241H101ZM126 240V239H125ZM125 240L123 241L124 243H126L125 242ZM128 240V239H127ZM126 240V241H127ZM18 241V242H17ZM45 241V242H44ZM57 241H58V243H57ZM60 241V242H59ZM69 241V242H68ZM71 241V242H70ZM84 241V242H83ZM86 241V242H85ZM155 241V242H154ZM162 241V242H161ZM166 241H168V242H166ZM24 242H26V243H24ZM36 243V244H38L39 245V243ZM56 242V243H55ZM64 242V243H63ZM81 242H83L82 244H81ZM97 242V241H96ZM99 242H97V243H99ZM105 242V243H106ZM238 242V241H237ZM4 243H6V244H8V245H10V246H8V245H6V244H4ZM30 243V244H29ZM67 243H68V245H67ZM104 243V244H105ZM123 243V244H124ZM160 243H161V245H160ZM48 244H47V247H48ZM73 244V245H72ZM79 244V245H78ZM103 244V243H102ZM103 244V245H104ZM147 245V247H146V245ZM4 245V246H3ZM28 245V246H27ZM148 245H149V248H148ZM160 245V246H159ZM46 246V245H45ZM32 247V248H31ZM53 247V248H52ZM81 247H83L82 249H81ZM85 247V248H86ZM163 247V248H162ZM186 247V249L184 248L183 250V252H185V253H183L184 254V257H185V259L186 260H188L189 258H193L194 260L196 259L197 260V258H194V257H199L198 255H199V249H198V247H197V249L195 250V248H193L194 249V251H197L198 252V255L197 254H193L194 252H191V251H193V249L192 250H190L189 251V249H190V247H187V246H185ZM160 248V249H159ZM192 248V247H191ZM72 249V250H71ZM30 250V251H29ZM81 250H82V255H81ZM32 251H33V253H32ZM161 252V253H160ZM31 253V254H30ZM158 253V254H157ZM258 253V252H257ZM23 254H26L25 256L23 255ZM30 254V255H29ZM155 254H157V255H155ZM192 256H191V255ZM69 255V254H68ZM81 255V256H80ZM186 255V256H185ZM197 255V256H196ZM258 256L259 257V259H256V258H258V257H255V256ZM72 256H73V258H72ZM160 256V257H159ZM162 256V257H161ZM255 256H254V258L255 259H253L254 261H255V263H254V261L252 260V264H264V260L262 259L263 257H261L259 254H256V250H255ZM261 257V258H260ZM154 258V259H153ZM157 258V257H156ZM189 259V260H193V259ZM67 259H65V260H67ZM125 259V258H124ZM160 259V260H159ZM199 259V258H198ZM263 261H262V260ZM57 260V259H56ZM75 260V261H74ZM258 260V261H257ZM259 260H261V262L259 261ZM71 261V262H70ZM125 261H129V259L127 258V260H125ZM143 261V262H142ZM153 261V262H154ZM165 260H163V262H164ZM64 262H63V264H64ZM68 262V263H67ZM70 262V263H69ZM135 262V263H134ZM172 262H175V264H176V261L174 260V261H171V264H172ZM257 262V263H256ZM130 264V263H129ZM164 264V263H163ZM165 264H168V263H166V261H165ZM170 264V263H169Z\"/></svg>",
  "mask_w": 264,
  "mask_h": 264
},
{
  "label": "snow or ice",
  "instance_id": "6c2138e0",
  "mask_svg": "<svg viewBox=\"0 0 264 264\" xmlns=\"http://www.w3.org/2000/svg\"><path fill=\"white\" fill-rule=\"evenodd\" d=\"M250 7L255 8L256 6L254 4L249 5ZM264 15V13H262ZM2 43H6V41H0V46H2ZM262 67H264V62H262ZM259 91L256 95H253L250 97L252 104L250 107H255L256 104L261 103V101H264V79L261 80L259 84ZM257 95L260 97V99H257ZM259 114L262 119H264V106H261L259 108ZM255 115V113H253ZM198 134V133H197ZM262 146H264V135H262ZM258 199L259 204L261 208H264V197L255 198ZM247 212L248 210L245 209ZM261 227L264 228V224H261ZM83 243V242H82ZM85 252L87 255H85L82 259L76 262V264H121V261L116 259L115 256L106 246L100 245H89L85 248ZM100 256L101 259L96 260L95 257ZM0 264H4V262H0ZM6 264H11V262H6ZM190 264H195L194 261L190 262Z\"/></svg>",
  "mask_w": 264,
  "mask_h": 264
},
{
  "label": "built area",
  "instance_id": "2783aa9c",
  "mask_svg": "<svg viewBox=\"0 0 264 264\" xmlns=\"http://www.w3.org/2000/svg\"><path fill=\"white\" fill-rule=\"evenodd\" d=\"M76 107H78V105Z\"/></svg>",
  "mask_w": 264,
  "mask_h": 264
}]
</instances>
